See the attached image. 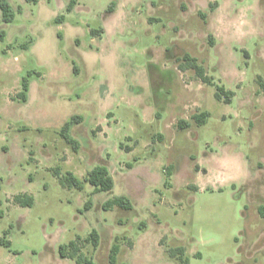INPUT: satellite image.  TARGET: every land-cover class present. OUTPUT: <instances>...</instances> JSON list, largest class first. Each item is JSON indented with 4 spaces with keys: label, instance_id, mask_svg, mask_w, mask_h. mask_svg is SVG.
<instances>
[{
    "label": "rangeland",
    "instance_id": "obj_1",
    "mask_svg": "<svg viewBox=\"0 0 264 264\" xmlns=\"http://www.w3.org/2000/svg\"><path fill=\"white\" fill-rule=\"evenodd\" d=\"M77 1L9 0L12 22L0 9V264H76L59 247L78 236L96 264L115 243L117 264H264V0ZM73 116L78 149L61 135ZM99 164L110 191L56 174ZM121 195L131 209L104 210Z\"/></svg>",
    "mask_w": 264,
    "mask_h": 264
},
{
    "label": "trees",
    "instance_id": "obj_2",
    "mask_svg": "<svg viewBox=\"0 0 264 264\" xmlns=\"http://www.w3.org/2000/svg\"><path fill=\"white\" fill-rule=\"evenodd\" d=\"M29 2L37 3L39 0H27ZM77 0H69V4L67 6L68 12H71L74 7L77 5ZM117 1L111 2L107 12L113 13L116 9ZM0 9L2 11L3 19L6 22H12L16 15V10L13 8L9 0H0ZM65 16H60L59 19L64 20ZM97 31V30H95ZM28 46V44H25V47ZM185 64L182 65V68H194L198 74L199 77H201L203 80H205L208 83H211L212 80L207 75L205 68L198 63L197 58H192L189 54H186L184 56ZM32 75V72L28 73V76H25L22 80V89L18 93V97L22 98L23 100H27L28 93L31 86V81L29 77ZM231 92L226 91L224 88H218L217 97L220 98L222 95H225L226 101L229 102L231 100ZM211 116V113L209 111H204L198 114H195L194 118L196 122L199 125H204L209 117ZM79 116H73L71 120L66 122L63 126V130L61 132L62 137L71 144L75 149H78V141L70 136L69 130L70 127L79 121ZM185 122H181V125ZM183 127V126H182ZM58 176H60V181L63 185L68 187H75L77 189H83L84 188V182L90 183L93 188L94 192H102V191H110L115 186V179L112 173L110 172V169L105 164H99L93 167L89 172L85 180H81L79 177H77L73 172H68L66 175H60L59 172L56 173ZM16 203H18L21 206H32L34 204V197L28 193H20L17 194L14 197ZM0 203V218L5 216V210L1 208ZM91 200H88V203L86 204V207H90ZM120 207L123 209H131L133 207L132 200L125 195L121 196H115L111 199H108L104 202L103 208L104 210H110L113 207ZM260 214L264 217V206H260L259 208ZM8 232V231H7ZM6 235L4 237H0V243L10 247L11 241L6 238ZM82 237L78 236L76 239L71 240L68 244H62L59 247V252L62 258H69L73 259L76 264H96L93 260V257L88 255L86 252H84L82 243H81ZM92 243L95 248H97L100 244V233L98 230L93 229L91 231V234L85 239V243ZM131 246H133V242H129ZM121 251V246L118 243H115L109 253V262L110 264H117L118 262V255ZM185 248L182 246L171 248L170 254L173 257H177L183 260V254H184Z\"/></svg>",
    "mask_w": 264,
    "mask_h": 264
}]
</instances>
